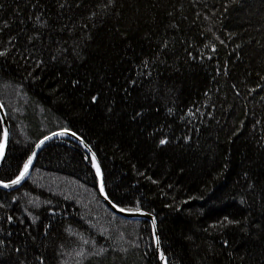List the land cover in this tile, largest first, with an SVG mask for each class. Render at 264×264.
Instances as JSON below:
<instances>
[{
  "label": "trees",
  "instance_id": "1",
  "mask_svg": "<svg viewBox=\"0 0 264 264\" xmlns=\"http://www.w3.org/2000/svg\"><path fill=\"white\" fill-rule=\"evenodd\" d=\"M0 100L2 181L73 130L168 264H264V0H0ZM34 171L0 188V264H160L80 146L50 142Z\"/></svg>",
  "mask_w": 264,
  "mask_h": 264
},
{
  "label": "water",
  "instance_id": "2",
  "mask_svg": "<svg viewBox=\"0 0 264 264\" xmlns=\"http://www.w3.org/2000/svg\"><path fill=\"white\" fill-rule=\"evenodd\" d=\"M0 119L3 124V129H4V136H3V141L2 144L4 145L3 148V155L0 156V175L1 172L8 160V155L10 151V146H11V136H12V128H11V123L9 120V115L7 113L6 108L4 107V104L0 100ZM5 133H7L6 139H5ZM63 133V134H61ZM53 141H70L74 142L78 146H80L84 152L89 156L93 163V169L95 170L97 177H98V183H99V192L101 195V198L104 202V204L108 207V209L114 213L115 215L129 219V220H137V219H143V220H148L152 223L153 225V231H154V237H155V246H156V251L157 255L160 261V264H168V260L164 254V249H163V242H162V236H161V231H160V226L157 221V218L144 211H128L125 210L121 211V207L117 206L115 203L112 202V200L109 198L108 193H107V188L105 184V175L104 171L101 165V162L99 160L98 155L95 153V151L89 146V144L86 142V140L79 135L78 133L74 132L73 130L69 129H60L53 131L46 136H44L35 146L31 156L29 157L28 161L31 159L32 163L28 169V173L25 175V177L19 182V183H12V181H2L0 179V188L4 190H16L23 186L30 178L32 172L35 169L36 166V161L38 159V156L42 149L45 147L46 144L49 142ZM27 161V162H28ZM97 166L99 168V173L97 172ZM24 171V168L22 172ZM101 186H103V190L101 189ZM155 222V223H153ZM158 241V243H157ZM163 257V258H162Z\"/></svg>",
  "mask_w": 264,
  "mask_h": 264
},
{
  "label": "rangeland",
  "instance_id": "3",
  "mask_svg": "<svg viewBox=\"0 0 264 264\" xmlns=\"http://www.w3.org/2000/svg\"><path fill=\"white\" fill-rule=\"evenodd\" d=\"M2 102V101H1ZM4 107L6 108V106L4 105ZM6 110H7V108H6ZM18 112V111H17ZM7 113H8V111H7ZM19 113V112H18ZM21 113V112H20ZM19 113V114H20ZM10 120V119H9ZM11 123V122H10ZM12 128V127H11ZM51 133V132H50ZM49 134V133H48ZM47 135V134H46ZM45 135V136H46ZM42 139V138H41ZM40 139V140H41ZM11 141H12V136H11ZM50 143V142H49ZM48 143V144H49ZM47 145V144H46ZM45 145V146H46ZM43 150V149H42ZM41 153V152H40ZM40 155V154H39ZM39 157V156H38ZM37 162V161H36ZM35 171H33L32 172V174H31V176H34V177H38L39 175H40V173L39 172H37L36 174L34 173ZM34 174V175H33ZM30 176V177H31ZM43 178H44V180H43ZM38 180H41L42 182H44V184H46V185H51L53 188H54V185L55 184H57L58 182H60L61 180H66L67 182H69L67 179H65V178H62V177H57V176H54V175H50V174H46L45 173V175L44 176H42V177H40V178H38ZM73 185H74V183H73ZM74 187H72V189H73ZM63 189H67V188H63ZM63 192L65 193V194H71L72 192L71 191H67V190H63ZM122 218V217H121ZM129 220V219H128ZM153 233H154V231H153ZM74 257H76V256H74ZM74 257H70V258H68L67 259V261H66V263L65 264H69V262H71V261H73V258Z\"/></svg>",
  "mask_w": 264,
  "mask_h": 264
},
{
  "label": "snow or ice",
  "instance_id": "4",
  "mask_svg": "<svg viewBox=\"0 0 264 264\" xmlns=\"http://www.w3.org/2000/svg\"><path fill=\"white\" fill-rule=\"evenodd\" d=\"M61 134H63V133H61ZM6 136H7V133H5V139H6ZM167 141H165V140H162L161 141V143L163 144V143H166ZM3 148H4V145L3 144H0V156H2L3 155ZM31 163H32V161H31V159L24 165V171L23 172H21L20 173V175H19V177L16 179V180H14V181H12V183H19L24 177H25V175L28 173V169H29V167H30V165H31ZM97 172L99 173V168H98V166H97ZM101 189L103 190V186H101ZM121 211H124V209H121ZM153 223H155V222H153ZM157 243H158V241H157ZM163 258V257H162Z\"/></svg>",
  "mask_w": 264,
  "mask_h": 264
},
{
  "label": "bare ground",
  "instance_id": "5",
  "mask_svg": "<svg viewBox=\"0 0 264 264\" xmlns=\"http://www.w3.org/2000/svg\"><path fill=\"white\" fill-rule=\"evenodd\" d=\"M137 220L141 221V220H143V219H137ZM154 240H155V237H154Z\"/></svg>",
  "mask_w": 264,
  "mask_h": 264
}]
</instances>
